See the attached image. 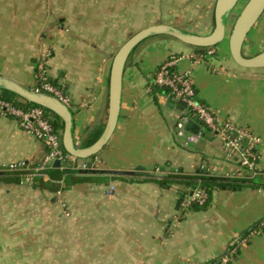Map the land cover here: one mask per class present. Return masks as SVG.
I'll use <instances>...</instances> for the list:
<instances>
[{
  "label": "crops",
  "instance_id": "obj_1",
  "mask_svg": "<svg viewBox=\"0 0 264 264\" xmlns=\"http://www.w3.org/2000/svg\"><path fill=\"white\" fill-rule=\"evenodd\" d=\"M161 1L197 10L213 24L216 0ZM40 12L39 0H0V76L31 89L37 63L47 53L49 77L70 99L74 140L82 144L89 129L103 130L106 123L118 39L112 32L101 36L84 30L73 20L77 30L66 27L54 34L49 21L55 12L42 20ZM152 40L162 41L144 42L127 61L118 124L94 159L53 164L45 179L27 185L22 174L8 172L7 166L21 163L30 169L47 151L14 119L0 114V264H54L59 250L76 264H204L221 257L236 235L253 231L264 219V79L257 78V70L237 66L223 48L218 58L193 66L192 48ZM171 55L184 57L178 70L192 73L197 97L208 109L262 139L257 175L227 160L215 134L204 133L188 148L176 138L178 105L165 94L146 93L153 74ZM79 165L86 168L73 169ZM71 171L91 173L71 183ZM152 172L162 175H145ZM198 172L236 188L214 189L204 206L183 212L181 194L188 188H164L160 180ZM231 264H264V233L253 235Z\"/></svg>",
  "mask_w": 264,
  "mask_h": 264
},
{
  "label": "built area",
  "instance_id": "obj_2",
  "mask_svg": "<svg viewBox=\"0 0 264 264\" xmlns=\"http://www.w3.org/2000/svg\"><path fill=\"white\" fill-rule=\"evenodd\" d=\"M214 56H216L214 51L208 50L204 53L191 54L189 61L195 66L204 62L207 63ZM47 58L48 54L46 53L39 59L34 73V86L30 90L35 93L49 95L70 106V99L65 94L64 87L55 85L49 77ZM183 59V56L172 55L168 57L162 63L152 81L153 85L168 91L167 95L174 104L178 105L179 102L186 104L185 107L181 108L176 122V138L182 140L183 146L188 148L198 144L204 137V131L209 130L211 134H215L222 139V152L227 160L235 159L241 169L251 176L257 175L260 161L257 149L261 145L260 138L248 128L239 127L228 120L219 118L199 102L192 80V73L178 70V64ZM147 89V92L150 93V88ZM0 114L3 117L14 119L24 133L36 138L47 151L42 161L30 169H26V166L21 163L7 166L8 172L22 174L21 177L25 184L32 186L36 180L45 179L46 171L55 162L62 165L78 161L64 152L59 133L54 130L50 121L44 117L41 108L36 107L26 110L16 108L0 98ZM190 119L200 123L201 127L198 132L190 133L187 131L186 125ZM85 168V166L79 165L73 169L84 170ZM112 191L113 187L111 186L105 192V195L110 196ZM186 193L180 201L183 212L194 205L201 207L207 203L208 195L201 189L196 188L190 192L187 189ZM260 232H264V219L259 222L256 230L236 235L230 242L225 254L204 264H231L239 251L247 246L251 237Z\"/></svg>",
  "mask_w": 264,
  "mask_h": 264
},
{
  "label": "water",
  "instance_id": "obj_3",
  "mask_svg": "<svg viewBox=\"0 0 264 264\" xmlns=\"http://www.w3.org/2000/svg\"><path fill=\"white\" fill-rule=\"evenodd\" d=\"M239 3L240 0H216L213 13L214 25L207 35L193 34L176 26L158 24L142 29L131 36L118 49L112 59L108 80L106 123L99 138L88 147H83L82 144H78L74 140V114L69 106L56 98L35 93L1 76L0 91L9 92L22 101L47 110L58 117L63 123L61 143L64 152L77 160H88L103 150L116 129L121 109L122 80L125 67L131 54L144 42L157 37H165L176 40L192 49H208L216 47L227 40L229 55L237 66L249 70L264 69V51L252 57L245 56L243 52L249 32L264 15V0H247L234 22L231 23ZM179 105L186 106L183 102H179ZM54 165L60 166V163L55 162ZM111 173L126 176L137 174L134 172ZM145 175L160 177L162 174L152 172Z\"/></svg>",
  "mask_w": 264,
  "mask_h": 264
},
{
  "label": "rangeland",
  "instance_id": "obj_4",
  "mask_svg": "<svg viewBox=\"0 0 264 264\" xmlns=\"http://www.w3.org/2000/svg\"><path fill=\"white\" fill-rule=\"evenodd\" d=\"M39 2L40 9H43V12H40L42 15L41 20L46 17L49 18L51 13L55 12V15L49 21L52 24L51 29L54 34H62L67 28L69 30H71L70 28L77 30V28L71 24V20H73L72 22H75L76 24L80 23L79 25H81L83 29L86 28L88 31L96 32L98 34L100 33L101 36H105L107 33L109 35L110 32H112L114 38L117 37L118 39L117 45L119 48L135 33L152 25L169 24L198 35H206L212 29V23L210 20L207 22L206 18L202 17L197 10L176 9L169 6V3H162L161 0H39ZM246 2L247 0H240L239 5L237 6L238 8L231 19V23L234 22L237 14ZM69 14H71L73 19H71L70 16V19L65 23L63 20L67 18ZM184 15H186V17H183ZM101 27L102 29H100ZM107 29L109 30L107 31ZM154 39H163V37H157ZM170 40L174 44H180L176 40ZM159 41L162 40L155 41L151 39V41H147V45ZM222 48L228 50L227 40L218 45L216 49L209 48V50H213L216 55L213 60L218 58L217 53L220 54ZM207 51L205 50V52ZM263 51L264 15L249 32L243 49L244 55L247 57H252ZM254 72L258 79H264V69H259ZM147 91L148 89L146 88V93L149 94ZM260 140L262 143L261 138ZM9 252L11 251L9 250ZM59 252L58 257H54V264H76L69 263L67 259L62 258L61 255L64 251L59 250ZM49 264H52L51 261H49Z\"/></svg>",
  "mask_w": 264,
  "mask_h": 264
},
{
  "label": "trees",
  "instance_id": "obj_5",
  "mask_svg": "<svg viewBox=\"0 0 264 264\" xmlns=\"http://www.w3.org/2000/svg\"><path fill=\"white\" fill-rule=\"evenodd\" d=\"M213 25H214V23L212 24V27H213ZM163 39H166V38L163 37ZM216 48H217V46L216 47H213V48H210V49H216ZM205 50L207 51V50H209V48L208 49H196V48H193L192 54H194V53H196V54L197 53H204ZM132 54H131V56H132ZM217 55L220 56L219 53H217ZM176 56H178V55H176ZM160 66L158 67V69L153 74V78L151 79L150 83L147 86V88H150L149 95H151L152 97H156L158 94H165V95L168 94V91L166 89L158 88L157 86H155V85L152 84V81L154 79V76L157 73V71L159 70ZM195 91H196V89H195ZM0 98L2 100H4V101L8 102V103H11L16 108H21V109H25L26 110V109H31V108H36L37 107V106H35L33 104H29L27 102L22 101L21 99H19L15 95H13V94H11L9 92H6V91H0ZM199 102L201 104H203L206 108H208L200 100H199ZM178 107L181 110L182 106H180L178 104ZM42 110L44 112V117L47 120L50 121V123H51L52 127L54 128V130L56 132H58L59 135H60V137H61V134H62V131H63V123H62V121L58 117H56L54 114H52L51 112H49L47 110H44V109H42ZM200 127H201L200 126V123H198L195 120H191V119H190V121L186 125V129L190 133H196V132H198L199 129H200ZM101 133H102V127H100V126L93 127L92 129H89L87 131V137H86V139L82 142V146L83 147H88L91 144H93L99 138V136H100ZM204 133L205 134H211L209 130H205ZM94 158H95V156H93L90 159H94ZM67 172L68 171H66L65 173H67ZM88 173H91V172H84V171H77V172H74L73 171L72 172L71 171V173L70 174H67V176L71 179V181H70L71 183H78V182L83 181L84 180L83 176L84 175H88ZM171 184H181V185L187 187L189 189V192L191 190L196 189V188L201 189L205 193H207V195H208V201H209V198H210V196L212 194V191L214 189H234V188H236V186H234L233 184H231L226 179L212 177L209 174L203 173V172H198L197 175L194 176V177H185L184 174H180V176H178V177H173V178L172 177H167V178H163V179L160 180V185L162 187H164V188L165 187L166 188H169L171 186ZM186 194H187L186 192L182 193L181 194V199ZM257 225H259V223ZM257 225L255 227H253L252 230H256Z\"/></svg>",
  "mask_w": 264,
  "mask_h": 264
}]
</instances>
